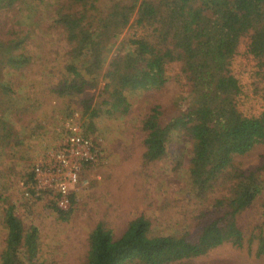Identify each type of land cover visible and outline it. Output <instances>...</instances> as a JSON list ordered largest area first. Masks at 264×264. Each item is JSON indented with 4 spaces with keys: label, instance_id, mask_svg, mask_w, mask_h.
<instances>
[{
    "label": "rangeland",
    "instance_id": "1",
    "mask_svg": "<svg viewBox=\"0 0 264 264\" xmlns=\"http://www.w3.org/2000/svg\"><path fill=\"white\" fill-rule=\"evenodd\" d=\"M133 1L26 0L0 9V33L22 41L20 53L28 61L20 71L1 72L3 83L10 87L8 96H4L5 109L12 107V113H0L10 133L9 143L0 145V264L9 236V208L25 230L38 231L39 251L33 263L88 264L90 237L98 224L119 238L131 221L145 217L151 222L153 235L190 232L195 236L203 222L202 213L225 193L221 187L205 199L191 196L189 168L193 153L191 142L181 133L171 136L166 158L152 163L145 160L143 122L152 108H162V123L166 124L176 115L178 105L192 101L191 92H181L173 82L179 64L171 65V81L165 88L127 91V115L99 112L98 117H92L93 109L107 100L104 91L109 79L105 74L112 59L135 49L131 39L153 31L148 26L138 28L135 13L125 30L108 39L110 27L105 24L114 7H125ZM142 1L138 0V7ZM65 14L84 17L85 30L101 43L105 66L100 77L84 78L95 87L86 86L82 94L57 96L51 91L71 81L73 75L67 67L76 62L69 42L73 37L61 21ZM74 38L80 45L82 39ZM253 65L242 44L230 70L241 87L239 111L248 117L264 112V76H258ZM73 134L92 143L93 160L70 158L71 166L63 167L59 154ZM234 162L246 171L260 168L264 184V142L245 155L235 156ZM71 174L78 177L77 184L68 185L70 208L60 216L55 210H61L58 202L62 199L57 183L68 184ZM39 179L51 183L52 190L41 188ZM263 207L264 190L254 207L239 219L245 233L243 246L224 244L199 257L171 264H264V253H258L260 240H264Z\"/></svg>",
    "mask_w": 264,
    "mask_h": 264
},
{
    "label": "trees",
    "instance_id": "2",
    "mask_svg": "<svg viewBox=\"0 0 264 264\" xmlns=\"http://www.w3.org/2000/svg\"><path fill=\"white\" fill-rule=\"evenodd\" d=\"M18 1L26 0H0V9ZM137 2L114 7L105 24L110 27L108 39L125 30L135 13L137 27L148 26L153 31L131 39L135 49L112 59L105 74L109 79L104 91L107 100L93 109L92 117H98L99 112L127 115V91L165 88L171 81V65L179 64L173 82L181 92H191L192 101L178 105L176 115L166 124L162 123V108H152L143 122L145 160L152 163L166 158L171 136L181 133L188 137L193 153L189 168L191 196L205 199L221 187L225 193L202 213L203 222L195 236L190 232L153 235L151 222L145 217L131 221L119 238L98 224L90 237L88 264H171L199 257L224 244L241 247L245 233L239 219L254 207L264 190L260 168L246 171L234 162L235 156L245 155L264 142V112L248 117L239 111L241 87L230 70L243 44L257 75L264 76V0H143L139 7ZM84 20L74 14L61 15L64 28L73 37L69 42L76 62L67 67L73 75L71 81L51 91L57 96L82 94L86 86L95 87L84 78L100 77L104 69L101 43L85 30ZM76 36L82 39L80 45L74 43ZM21 48L22 41L0 33L1 114L12 113V107L5 109L4 96H8L10 87L3 83L1 72L20 71L25 66L28 61ZM8 128L0 119V145L9 143ZM55 210L60 216L67 214ZM262 218L264 222V207ZM6 222L9 236L2 264H36L38 231L25 230L11 208ZM260 243L258 253L262 254L264 240Z\"/></svg>",
    "mask_w": 264,
    "mask_h": 264
},
{
    "label": "built area",
    "instance_id": "3",
    "mask_svg": "<svg viewBox=\"0 0 264 264\" xmlns=\"http://www.w3.org/2000/svg\"><path fill=\"white\" fill-rule=\"evenodd\" d=\"M59 157L63 161V167L66 166H71V161L69 160L70 158L73 159L74 161H87L90 162L93 160V145L92 143L84 139L77 134H73V136L68 139L66 146L64 147L63 152L59 154ZM63 158V159H62ZM58 173L60 174V178H63V171L61 169L57 170ZM76 172V170L73 171V173ZM76 174H71L69 183L65 184L62 182H58L57 185H60V191L62 193V199L58 202V206L61 210L67 211L70 208V200L68 199L70 195V191H68V185L69 184H77V179L78 177L75 176ZM39 184L40 187L45 189V190H52V185L51 183L45 184L42 180L39 179Z\"/></svg>",
    "mask_w": 264,
    "mask_h": 264
}]
</instances>
